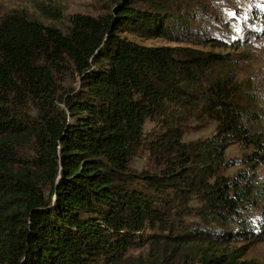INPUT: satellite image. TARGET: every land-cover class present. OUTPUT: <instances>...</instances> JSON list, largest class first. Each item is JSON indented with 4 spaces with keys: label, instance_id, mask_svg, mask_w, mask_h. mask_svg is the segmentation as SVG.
I'll return each mask as SVG.
<instances>
[{
    "label": "trees",
    "instance_id": "1",
    "mask_svg": "<svg viewBox=\"0 0 264 264\" xmlns=\"http://www.w3.org/2000/svg\"><path fill=\"white\" fill-rule=\"evenodd\" d=\"M253 1L116 0L64 29L2 16L0 264H264L230 248L264 242V100L239 75ZM195 122L215 133L184 142ZM235 144L251 151L230 177Z\"/></svg>",
    "mask_w": 264,
    "mask_h": 264
},
{
    "label": "rangeland",
    "instance_id": "2",
    "mask_svg": "<svg viewBox=\"0 0 264 264\" xmlns=\"http://www.w3.org/2000/svg\"><path fill=\"white\" fill-rule=\"evenodd\" d=\"M116 0H0V19L7 13L15 10H26L30 12L32 16L42 20L46 25H56L60 28H66L69 24L70 17L81 14L99 16L105 14L111 9V6ZM250 10L263 17L264 19V0H260L256 5V2H248ZM259 36L254 41H250L243 50L238 51L241 53V57H246L247 62L245 66L241 67L239 75L241 80L250 78L254 81L255 90L264 100V22L260 24L258 28ZM130 39L139 42L146 46H162L168 45L164 40H142L134 36H129ZM155 124L148 123L146 125V132H153L155 130ZM216 123L210 125H201L200 123H192L183 137L184 142L202 141L206 140L215 133ZM150 134V133H149ZM160 132H156V140H158ZM250 149H245L239 144L231 145L226 155L234 164L233 167L224 171V175L233 177L237 173L241 172L242 165L241 160L245 154L250 153ZM134 165L139 170H150L152 165L144 158L137 159ZM260 175L264 176V165L259 168ZM264 203L256 208L252 213V218L257 219L261 212V208ZM190 222L196 223L198 221L195 218L189 219ZM232 249H238V253H243L244 256L241 260H253L255 262H264V242L243 241L240 243L232 244Z\"/></svg>",
    "mask_w": 264,
    "mask_h": 264
}]
</instances>
